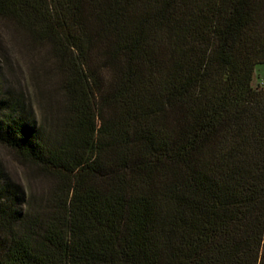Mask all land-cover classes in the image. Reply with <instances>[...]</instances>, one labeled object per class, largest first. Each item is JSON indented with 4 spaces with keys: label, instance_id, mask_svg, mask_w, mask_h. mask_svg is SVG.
Masks as SVG:
<instances>
[{
    "label": "trees",
    "instance_id": "trees-1",
    "mask_svg": "<svg viewBox=\"0 0 264 264\" xmlns=\"http://www.w3.org/2000/svg\"><path fill=\"white\" fill-rule=\"evenodd\" d=\"M261 63L264 0H0V264H264Z\"/></svg>",
    "mask_w": 264,
    "mask_h": 264
},
{
    "label": "rangeland",
    "instance_id": "rangeland-1",
    "mask_svg": "<svg viewBox=\"0 0 264 264\" xmlns=\"http://www.w3.org/2000/svg\"><path fill=\"white\" fill-rule=\"evenodd\" d=\"M254 84H258V85L264 84V63L257 64L255 66ZM0 157L4 159L6 162L7 161L10 162L13 168L17 170V172L19 173V176L23 180V182L26 180L22 169L16 163H14V161H12V156L9 154V151L6 148H3L2 146H0Z\"/></svg>",
    "mask_w": 264,
    "mask_h": 264
}]
</instances>
